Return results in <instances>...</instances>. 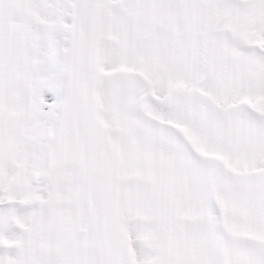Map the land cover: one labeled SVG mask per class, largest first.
<instances>
[{
  "label": "snow or ice",
  "instance_id": "6c2138e0",
  "mask_svg": "<svg viewBox=\"0 0 264 264\" xmlns=\"http://www.w3.org/2000/svg\"><path fill=\"white\" fill-rule=\"evenodd\" d=\"M0 264H264V0H0Z\"/></svg>",
  "mask_w": 264,
  "mask_h": 264
}]
</instances>
